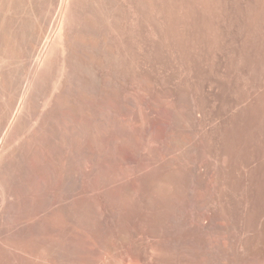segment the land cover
Here are the masks:
<instances>
[{
  "label": "bare ground",
  "instance_id": "1",
  "mask_svg": "<svg viewBox=\"0 0 264 264\" xmlns=\"http://www.w3.org/2000/svg\"><path fill=\"white\" fill-rule=\"evenodd\" d=\"M158 1L163 16L169 0H0V264H58L61 255L69 256L66 246L57 252L52 245H74L76 264H90L95 260L84 247L89 232L101 245L103 237L125 233L116 213L103 217L92 203L103 188V105L111 106L112 131H131L127 111L137 105L138 54L150 58L159 40ZM262 16V38L251 24L248 54L234 62L237 105L250 93L237 85L238 76L246 68L254 76L264 54V0ZM262 92L255 129L264 139ZM161 186L154 182L152 188ZM174 223L167 242L179 254L185 222ZM188 223L194 234L198 226L206 229V254L212 256L215 223L201 217ZM258 253L261 262L236 258L233 264H264V245ZM161 257V250L147 247L137 261L124 256L111 264H161Z\"/></svg>",
  "mask_w": 264,
  "mask_h": 264
},
{
  "label": "rangeland",
  "instance_id": "2",
  "mask_svg": "<svg viewBox=\"0 0 264 264\" xmlns=\"http://www.w3.org/2000/svg\"><path fill=\"white\" fill-rule=\"evenodd\" d=\"M161 5H155L154 20L159 40L150 58L138 54L137 105L127 111L131 131H112L111 106L103 105V188L92 203L103 217L116 213L125 233L105 236L101 245L89 232L84 247L95 260L90 264L124 256L137 261L147 247L162 251L161 264L261 262L264 139L255 128L264 83L262 51L255 75L246 68L237 79L243 92L250 89L247 102L241 103L242 96L237 105L233 98L234 62L248 54L251 24L262 38L263 0H169L165 21ZM163 24L167 31L161 34ZM120 119L125 123V109ZM154 182L162 186L152 188ZM200 217L215 223L212 256L206 254V229L198 226L194 234L188 223ZM174 219L185 222L179 254L167 242L177 230ZM64 246L70 253L60 254L58 264H76L74 245H52L57 252Z\"/></svg>",
  "mask_w": 264,
  "mask_h": 264
}]
</instances>
